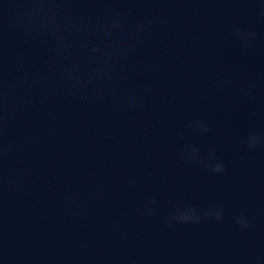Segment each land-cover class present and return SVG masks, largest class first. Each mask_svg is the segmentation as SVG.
<instances>
[{
    "label": "water",
    "instance_id": "water-1",
    "mask_svg": "<svg viewBox=\"0 0 264 264\" xmlns=\"http://www.w3.org/2000/svg\"><path fill=\"white\" fill-rule=\"evenodd\" d=\"M0 264H264V2L0 0Z\"/></svg>",
    "mask_w": 264,
    "mask_h": 264
},
{
    "label": "clouds",
    "instance_id": "clouds-1",
    "mask_svg": "<svg viewBox=\"0 0 264 264\" xmlns=\"http://www.w3.org/2000/svg\"><path fill=\"white\" fill-rule=\"evenodd\" d=\"M264 2V0H262ZM120 21L119 20H113L109 25L108 28H115L119 26ZM255 36L254 32H249L246 34H241V38L244 40L245 44H250L252 43L250 37ZM261 141L259 140L258 137L253 136L251 138V143L252 144H257L260 143ZM224 168L223 164H217L216 165V170L222 171ZM203 215H213L216 220H221L223 218V213L222 209H209L203 213ZM175 220L178 221H199L202 219V214L200 210L196 206H189L187 208H180L177 210L175 216L173 217ZM237 223L244 228H247L249 226V220L244 214H240L237 217Z\"/></svg>",
    "mask_w": 264,
    "mask_h": 264
}]
</instances>
